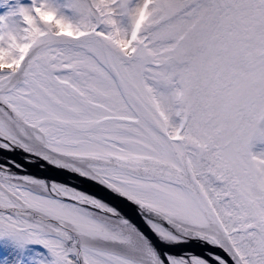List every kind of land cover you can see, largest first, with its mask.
I'll list each match as a JSON object with an SVG mask.
<instances>
[{
  "label": "snow or ice",
  "instance_id": "snow-or-ice-1",
  "mask_svg": "<svg viewBox=\"0 0 264 264\" xmlns=\"http://www.w3.org/2000/svg\"><path fill=\"white\" fill-rule=\"evenodd\" d=\"M0 264H264V0H0Z\"/></svg>",
  "mask_w": 264,
  "mask_h": 264
},
{
  "label": "water",
  "instance_id": "water-1",
  "mask_svg": "<svg viewBox=\"0 0 264 264\" xmlns=\"http://www.w3.org/2000/svg\"><path fill=\"white\" fill-rule=\"evenodd\" d=\"M25 173L30 174V175H34L37 177H41V178L47 177V176H56V178L58 180L66 181V182L71 183V184H75L80 188H83V189H86L89 191H93L97 195H104L100 190L94 188L93 186H91L87 183L79 182L75 178H73L71 175L66 174V173L57 174L51 170L41 169L39 167H27L25 169Z\"/></svg>",
  "mask_w": 264,
  "mask_h": 264
},
{
  "label": "bare ground",
  "instance_id": "bare-ground-1",
  "mask_svg": "<svg viewBox=\"0 0 264 264\" xmlns=\"http://www.w3.org/2000/svg\"><path fill=\"white\" fill-rule=\"evenodd\" d=\"M26 174V173H25Z\"/></svg>",
  "mask_w": 264,
  "mask_h": 264
}]
</instances>
